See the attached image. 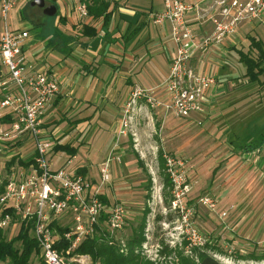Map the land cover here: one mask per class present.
I'll list each match as a JSON object with an SVG mask.
<instances>
[{"label":"built area","instance_id":"2783aa9c","mask_svg":"<svg viewBox=\"0 0 264 264\" xmlns=\"http://www.w3.org/2000/svg\"><path fill=\"white\" fill-rule=\"evenodd\" d=\"M17 3L18 0H0V156L7 157L3 167L16 156L32 158L34 162L28 167L16 163L6 175L5 191L0 195V228L17 226L19 221L31 223L40 257L46 264H101L76 249L85 240L98 238L129 252L128 242L120 244L118 233L127 226L130 210L121 200L111 201L105 187L111 183L113 162L122 161L117 147L121 137L128 135L134 96L123 107L124 120L117 130L114 148L100 165L99 180L79 173L78 167L69 168L75 156L66 161V166L53 169L51 157L58 141L47 135L43 125L47 108L60 94V83L53 72L38 69L27 58L25 46L30 31L24 23L17 27L10 23V13ZM80 3L81 16L88 15L86 5ZM163 3L164 9L152 20L168 29L175 45L164 90L158 96L154 89L137 91L135 96L145 93L150 107L161 108L164 117L186 120L196 114L206 116L220 81L214 72L205 71L204 62L199 68L193 67L192 59L199 52L213 49L216 55H210L208 61L212 65L222 61L228 47L240 39L241 26L254 27L262 21L264 0H218L215 6L206 0ZM188 13L193 20H188ZM208 22L213 24L212 30L200 34L199 29ZM164 158L171 180L170 202L163 204L164 214H176L177 220L164 219L162 226L156 227L157 206L163 198L160 196L157 202L152 197L144 239L135 247L146 264H178L179 251L188 256L213 242L197 226L195 214L197 205L216 211L217 198L207 193L191 203L193 186L187 176V160L168 153ZM101 196H106L110 204ZM7 208L17 215L16 222ZM62 241L69 244L58 247Z\"/></svg>","mask_w":264,"mask_h":264},{"label":"rangeland","instance_id":"374dc122","mask_svg":"<svg viewBox=\"0 0 264 264\" xmlns=\"http://www.w3.org/2000/svg\"><path fill=\"white\" fill-rule=\"evenodd\" d=\"M30 1L32 0H18L17 6L10 13L12 26L25 23L32 35L58 28V25H53L57 14L48 17L41 8L31 7ZM46 1L49 4L51 0ZM39 22L42 25L37 24ZM255 25L257 28L254 30L248 25L241 27L240 39L231 46L247 51V33L264 42V12L262 21ZM50 37H44L41 43L44 51L49 46ZM231 46L222 59L225 69L217 73L220 85L214 91L211 104L207 108L205 123L185 124L183 119L184 122L170 119L162 121L158 133L154 132L152 123L147 121L145 125L138 126L147 129L145 148H139L144 166L138 164L133 145L130 144L128 149L123 150L121 146L124 142L121 141L124 136L121 137L117 151L122 154V161L117 164V171L114 168L112 170L115 181L113 183L112 179L110 184L113 185L108 184L105 187V193H109L111 201L120 199L130 210L127 226L118 233L120 244L131 240L141 223L143 208H148V203L154 196L157 202L163 198L162 203L159 202L157 206L155 226H162L164 219L177 220L176 214H164L163 204L166 205L170 198V187L165 184L164 172L157 159L158 148L162 147L164 153L180 155L187 160V176L193 186L191 203L207 193L215 195L218 200L216 211L197 205L195 214L197 226L213 241L209 246H214L218 257H222L217 258L226 264H264V169L258 166L259 163L250 164L254 162L240 152V146L247 136L254 138L256 135H251L252 132L264 129V74L261 82H251L245 76L246 65L239 61L237 52L233 50L235 47ZM26 52L29 61L37 64L33 55ZM55 56L56 52H52V57ZM210 64L212 65L204 60V69L208 70ZM123 120L122 109L117 129ZM91 138L92 134L90 137L73 131L62 135L59 143L78 148L75 153L78 158L73 160V165L69 168L86 161V177L99 180L102 160L109 156L117 137L101 130L96 137ZM69 157L71 153L66 149L54 151L51 157L52 168L66 166ZM6 159L7 157L0 156L1 170ZM4 173L3 170V176ZM222 212H226V216L223 217ZM16 228L18 227L15 225L6 228L8 238L17 233ZM39 261V256L33 255L31 264H38Z\"/></svg>","mask_w":264,"mask_h":264},{"label":"crops","instance_id":"0c3cea01","mask_svg":"<svg viewBox=\"0 0 264 264\" xmlns=\"http://www.w3.org/2000/svg\"><path fill=\"white\" fill-rule=\"evenodd\" d=\"M110 1L109 10L112 14L105 22L103 17L95 19L91 15L81 16L79 0H56L54 4L57 5L58 10L53 25H58V28H51L35 35L30 32L25 51L36 59L35 65L38 69L53 72L60 83V94L47 108L44 116L43 126L49 137L59 142L65 133L77 131L90 137L92 134L93 138L101 130H106L117 137V123L122 109L134 96L129 125L131 132L124 136L121 147L125 150L131 144L134 146L133 152L139 154V148H145L147 129L138 126L147 122L152 123L154 132L158 133L162 121L184 120L173 116L164 117L161 108L150 107L143 92L135 96V93L141 90L154 89L157 96L163 93L164 82L169 72L170 56L174 52L175 45L168 29L165 26L155 25L152 20L155 13L164 9L163 0ZM185 1L196 3L205 0ZM206 1L210 6H215L218 0ZM189 19L193 20L191 13H188ZM84 24L95 26L96 34L92 36L83 34ZM212 28L213 24L208 22L199 29V33H208ZM44 37L45 39L50 37L48 50L45 51L41 44ZM52 52H56L57 56L52 57ZM212 52L213 49H209L197 53L192 59V66L201 67L204 60L208 61L210 55H216ZM219 62L222 61L216 60L205 71H212L217 75L218 71L226 67L225 63L222 62L220 65ZM217 89L218 87L215 90ZM206 116L196 114L183 122L202 124L205 123ZM251 135L256 137L247 136L243 144H259V146L242 148V144L240 152H243L244 157L249 161L254 162L250 164L259 163L258 166L264 169V129L256 130ZM159 150H163L162 147L158 148V153ZM77 158L75 156V160ZM139 159L143 161L140 154ZM85 162L77 167L87 166ZM117 164L119 163L113 162L112 170L118 169ZM114 178L112 173L113 183ZM106 194L110 198L109 193Z\"/></svg>","mask_w":264,"mask_h":264},{"label":"trees","instance_id":"16d2710c","mask_svg":"<svg viewBox=\"0 0 264 264\" xmlns=\"http://www.w3.org/2000/svg\"><path fill=\"white\" fill-rule=\"evenodd\" d=\"M86 5L88 15L93 16L95 19L100 17L104 18V21H108L112 11L109 10L111 1L110 0H80ZM31 2V1H30ZM29 2V5H30ZM56 0H51L49 4H54ZM23 14V13H22ZM49 17V16H48ZM26 22V21H25ZM42 25V22L37 23ZM256 25L252 27L254 30ZM82 33L87 36H92L96 34V27L90 24H84L82 27ZM247 38L249 40V45L247 51L243 49H238L235 46V50L239 56V61L246 65L245 76L249 78L251 82H261V76L264 74V42L257 36L248 33ZM236 45V44H235ZM259 144H247L242 145V148H256ZM61 149H66L71 153V157L76 156L77 147L71 144H60L59 142L55 146V152ZM138 158V164L142 165L143 161L139 159V154L136 153ZM158 160L160 169L164 172V180L166 186L170 187L171 180L169 175L166 173V159L164 158L163 150H159ZM34 159H22L20 156L13 157L11 160L5 163V166L0 169V195L5 191L7 184L6 175L10 172L13 165L18 163L28 167ZM4 170V176H3ZM77 171L81 174L87 173V168L85 166L79 167ZM2 173V174H1ZM101 198L108 204H110L109 199L106 196H101ZM170 198L167 200L169 204ZM150 209L145 208L142 216V220L137 230H135L134 235L128 242L129 252L124 253L120 250L118 245H110L105 241L100 239H88L85 240L77 249L76 252L82 254H89L95 262H100L101 264H146L145 259L138 253L135 252V247L142 242L144 239L143 231L145 228L146 215ZM6 211L10 212L14 216V221L16 222L17 215L13 212L12 208H7ZM19 221V220H18ZM18 228H16L17 233L8 238L6 235V229L0 228V262H8V264H31V259L33 255L39 256L38 264H46L40 257V247L37 239L32 235V224L26 223L25 221L16 222ZM63 230V228H61ZM66 230V229H65ZM69 243L67 241H62L58 247L67 246ZM216 248L214 246L207 245L202 249H195L188 256L183 254L182 251L179 252V263L178 264H226L220 261L215 256Z\"/></svg>","mask_w":264,"mask_h":264},{"label":"water","instance_id":"95a60500","mask_svg":"<svg viewBox=\"0 0 264 264\" xmlns=\"http://www.w3.org/2000/svg\"><path fill=\"white\" fill-rule=\"evenodd\" d=\"M30 6L41 8L46 16H55L58 10L56 4H48L46 0H32Z\"/></svg>","mask_w":264,"mask_h":264}]
</instances>
